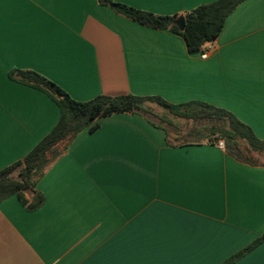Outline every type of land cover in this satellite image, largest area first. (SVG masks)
I'll use <instances>...</instances> for the list:
<instances>
[{
	"label": "crops",
	"instance_id": "1",
	"mask_svg": "<svg viewBox=\"0 0 264 264\" xmlns=\"http://www.w3.org/2000/svg\"><path fill=\"white\" fill-rule=\"evenodd\" d=\"M114 1L179 16L216 0ZM211 45L203 59L180 35L99 0H0V170L60 117L13 70L37 72L81 102L127 94L204 102L264 140V0L241 3ZM98 123L38 182L39 209L16 196L0 202V264H223L264 233V166L237 161L219 141L168 144L167 133L183 134L174 120L167 128L131 113ZM233 264H264V242Z\"/></svg>",
	"mask_w": 264,
	"mask_h": 264
},
{
	"label": "trees",
	"instance_id": "2",
	"mask_svg": "<svg viewBox=\"0 0 264 264\" xmlns=\"http://www.w3.org/2000/svg\"><path fill=\"white\" fill-rule=\"evenodd\" d=\"M246 0H216L200 5L182 15H157L134 8L114 0H99L101 5L109 6L117 14L138 24L168 30L180 35L191 54L203 52L222 32L227 18ZM184 19L183 30L175 24ZM12 80L30 86L46 94L59 108L60 117L56 126L21 160L0 170V202L16 196L29 212L39 209L45 203V196L37 189L38 182L51 165L67 151L78 134L87 130L90 133L99 128L98 121L114 114L140 113L153 125L149 116L153 106L163 111L157 116L159 123L171 125V120L204 123L203 130H191L177 137L167 133V143L176 146L200 144L207 139L209 143L223 141L226 151L237 161L254 166H264V140L258 138L253 130L241 122L231 112L204 102L193 101L173 104L160 96L100 95L90 101H77L55 82L31 70H13ZM197 135L199 139L190 137ZM171 138V139H170ZM264 242V233L242 251L230 257L223 264H233L247 252Z\"/></svg>",
	"mask_w": 264,
	"mask_h": 264
},
{
	"label": "rangeland",
	"instance_id": "3",
	"mask_svg": "<svg viewBox=\"0 0 264 264\" xmlns=\"http://www.w3.org/2000/svg\"><path fill=\"white\" fill-rule=\"evenodd\" d=\"M152 106H153V110L154 111H153V114L151 116H149V117L152 120H154L155 122H159V118L157 116L163 115L164 113L157 106H154V105H152ZM174 121L181 127V129H182L181 132L183 134H186V132H190L191 130H194V129L195 130H201V131L203 130L202 133H206V131L204 129H202V128H204V125H206V122H204V123H194L192 121H183V120H177V119H175ZM161 124L167 126L164 123H161ZM167 128H169V127L167 126ZM190 139L197 140L199 138H198L197 135H195L193 137L191 136ZM262 160H264V157H262Z\"/></svg>",
	"mask_w": 264,
	"mask_h": 264
},
{
	"label": "built area",
	"instance_id": "4",
	"mask_svg": "<svg viewBox=\"0 0 264 264\" xmlns=\"http://www.w3.org/2000/svg\"><path fill=\"white\" fill-rule=\"evenodd\" d=\"M212 47V45L211 44H208L207 46H206V49L203 51V52H201V57L203 58V59H206L207 57H208V51H209V49ZM218 146L220 147V148H223L224 147V143H223V141H219L218 142Z\"/></svg>",
	"mask_w": 264,
	"mask_h": 264
},
{
	"label": "water",
	"instance_id": "5",
	"mask_svg": "<svg viewBox=\"0 0 264 264\" xmlns=\"http://www.w3.org/2000/svg\"><path fill=\"white\" fill-rule=\"evenodd\" d=\"M175 24L179 27L180 30H183L184 26H185V20L184 19H178V20H176Z\"/></svg>",
	"mask_w": 264,
	"mask_h": 264
}]
</instances>
